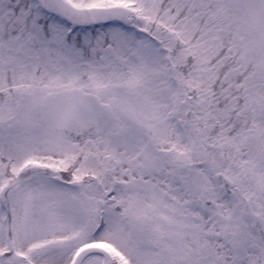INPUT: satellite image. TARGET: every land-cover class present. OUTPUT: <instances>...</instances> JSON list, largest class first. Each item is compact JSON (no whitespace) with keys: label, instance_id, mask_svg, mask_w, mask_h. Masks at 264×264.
<instances>
[{"label":"snow or ice","instance_id":"1","mask_svg":"<svg viewBox=\"0 0 264 264\" xmlns=\"http://www.w3.org/2000/svg\"><path fill=\"white\" fill-rule=\"evenodd\" d=\"M0 264H264V0H0Z\"/></svg>","mask_w":264,"mask_h":264}]
</instances>
